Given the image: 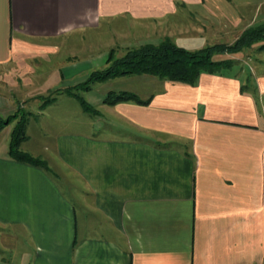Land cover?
I'll list each match as a JSON object with an SVG mask.
<instances>
[{
    "label": "crops",
    "instance_id": "crops-1",
    "mask_svg": "<svg viewBox=\"0 0 264 264\" xmlns=\"http://www.w3.org/2000/svg\"><path fill=\"white\" fill-rule=\"evenodd\" d=\"M262 19L264 0H0V117L27 102L24 62L52 57L42 51L58 40L132 30L122 37L190 50L232 43ZM250 48L248 59L214 55L234 68L195 84L114 78L134 88L108 91L147 103L35 104L20 149L44 165L8 154V124L0 264H264V41Z\"/></svg>",
    "mask_w": 264,
    "mask_h": 264
},
{
    "label": "rangeland",
    "instance_id": "rangeland-1",
    "mask_svg": "<svg viewBox=\"0 0 264 264\" xmlns=\"http://www.w3.org/2000/svg\"><path fill=\"white\" fill-rule=\"evenodd\" d=\"M259 25H264V19H262V24H254L249 28H254ZM132 32H133L132 30L85 32V33H81L80 35H76V36L74 35L72 37H68L67 39L64 40H60V41L58 40L56 43H54V45L47 46L46 50L44 48L42 54H46V55L52 54L53 55L52 57L44 56V58H41L39 56L33 59L31 58L33 56L31 53V56L30 57L28 56V59L31 58L32 61L24 62V66L27 67L25 72L26 84L21 86L22 89L26 91L28 95V99L26 100L27 102L25 103L21 102L20 104L17 105L14 112L10 114V115L14 114L15 116L13 119L10 120L8 124L14 122L15 125V123L19 119L29 120L30 118L33 117L37 118L35 116L37 115L38 111H36L35 104L41 103L40 105H42V103H44V101H46L47 99L50 100L51 98H55L61 94H67L70 96L78 95L79 97H82L89 107L88 110L86 111L91 113H96V108L94 103L102 101L103 98L108 94L109 89L112 88L116 90V88H126L128 90H133L131 89L134 87H131L132 84L130 81L131 79L130 76L126 78L124 77L125 79H129V80H118L111 78L102 82H87L88 78L94 71L102 70L108 66L109 57H111V59L119 58L124 54H126L128 51L132 49H137L145 45V44H137L135 40L132 42V39H125L122 37L123 34H126V36L130 38V36H133ZM165 39H169V38H165ZM163 40H161L160 42H162ZM227 41H230V39H227ZM160 42L156 43L155 45L159 44ZM232 43H218V44L230 45ZM109 44H112V46H110ZM146 44H152V43H146ZM207 46H211V45H207ZM204 47L194 48L190 50L187 49V50L196 51ZM240 51L244 52V56L247 59L254 57V53H252L253 48H250V46L248 47L246 46ZM219 54H225V53H219ZM223 60H228V59H223ZM231 61H232L231 66L223 70L234 68L233 67L234 62L233 60ZM36 70L49 74V76L48 77H46L45 75L35 76L34 72ZM74 71L75 72L81 71V72L74 78L65 77L62 79V75L66 76V74L68 75V73ZM154 78L156 80H159L158 77H154ZM159 85L160 84L155 83L154 88L156 89ZM50 86L52 87L49 88ZM139 87H142V82H140ZM40 91L41 92L44 91V93L40 94L39 93ZM114 92H118V91H114ZM75 101L77 105L79 106L81 105L77 99ZM10 115L6 116L5 118L9 117ZM5 118L0 117V119H5ZM8 124L4 125L0 129V132ZM14 125L12 126L11 131L13 130ZM10 136H11V132H10ZM36 143L40 144V141H36L35 144ZM31 144L33 147H35L34 142H31ZM36 158L42 161V158L40 157H36Z\"/></svg>",
    "mask_w": 264,
    "mask_h": 264
},
{
    "label": "trees",
    "instance_id": "trees-1",
    "mask_svg": "<svg viewBox=\"0 0 264 264\" xmlns=\"http://www.w3.org/2000/svg\"><path fill=\"white\" fill-rule=\"evenodd\" d=\"M264 40V25L244 30L230 45L215 44L206 46L196 51H189L177 46L170 39H165L159 44H145L137 49H132L119 58H108V66L102 70L94 71L87 82H102L107 79L126 75L147 74L170 81L195 84L202 72H218L229 68L231 60L213 59L215 54L233 53L244 47ZM84 110L88 105L82 97L74 96ZM54 98L47 99L40 106L44 107ZM106 104L114 105L122 101H135L143 104L148 100L140 99L135 93L121 90L109 91L102 100ZM90 106V105H89ZM14 114L5 119H0V129L14 118ZM27 119H19L11 131L8 154L19 161L33 165H44V162L20 149L21 142L26 138Z\"/></svg>",
    "mask_w": 264,
    "mask_h": 264
}]
</instances>
